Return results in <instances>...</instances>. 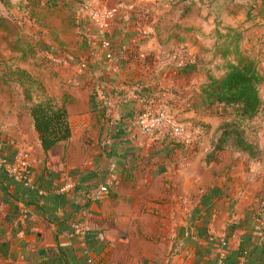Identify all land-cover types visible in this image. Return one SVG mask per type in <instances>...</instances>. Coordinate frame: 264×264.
I'll list each match as a JSON object with an SVG mask.
<instances>
[{"label": "crops", "instance_id": "1", "mask_svg": "<svg viewBox=\"0 0 264 264\" xmlns=\"http://www.w3.org/2000/svg\"><path fill=\"white\" fill-rule=\"evenodd\" d=\"M86 1L42 0L48 12L38 21L59 58L36 76L65 106L70 136L43 151L21 90L17 102L0 90V144L32 155L29 185L0 167V234L9 241L0 264H214L217 235L228 242L226 264H264V165L255 168L264 152L214 150L220 119L192 107L204 80L196 86V68H175L199 50L193 2L121 0L105 49ZM230 1L221 13L233 17ZM253 1L254 14L234 21L244 26L240 49L264 68V0ZM168 45L181 51L177 60L161 57ZM164 107L184 124L202 119L193 152L171 145L165 126L137 127L142 112Z\"/></svg>", "mask_w": 264, "mask_h": 264}, {"label": "trees", "instance_id": "2", "mask_svg": "<svg viewBox=\"0 0 264 264\" xmlns=\"http://www.w3.org/2000/svg\"><path fill=\"white\" fill-rule=\"evenodd\" d=\"M41 2L42 0H24L25 6L28 8L41 5ZM0 27L4 32L9 31L12 35L14 34L15 38L8 45L12 51H18L23 41L25 42L27 39L29 41L30 38L33 39L34 37V39H38V43L42 44L46 53L49 50L52 57L59 56L54 45L50 47L41 36L40 40L37 38L38 32H24L19 24L9 16L0 14ZM230 30H232L231 33ZM111 31L103 35L110 43L109 48L112 46V42L110 41ZM217 33L223 39L219 43H215L220 57L225 58L229 53H232L234 54V58L230 59L227 57L225 59V69L220 76L213 77L209 75L206 80L201 82L199 92L194 97L192 107L194 106L196 111L201 110L203 114L216 116L220 119L216 132L211 140L214 150L231 146L236 151L248 154L250 157H259L261 149L256 141L251 142L244 138L243 127L253 120L261 109L259 87L264 83V73L259 70L256 60L240 49L239 45L242 39L240 30L236 27H227L224 33L219 31ZM96 40L101 45L100 38H96ZM15 67L12 70L14 76L9 79L15 81L18 86L20 85L22 97L32 118L38 140L43 151H46L57 142L68 138L71 134L66 108L63 104L57 103L53 96L46 92L38 76L26 67L17 65ZM175 68L179 71L194 69L196 68V61L185 62L175 66ZM1 79L4 81L2 76ZM229 126L231 129L228 128ZM230 135H234L232 139H230ZM176 141L172 142L171 145L181 147L185 153H191L195 149V146L191 149L184 142ZM16 151L7 153L0 144V167L11 178L12 176L5 170L1 160L5 157L9 158ZM211 239L214 248L213 260L215 263L218 255L215 247V245L217 246V241L213 238ZM224 240L225 248L228 249V242L225 236ZM8 247V239L0 234V252L5 254ZM225 257L226 254L222 257V264H226Z\"/></svg>", "mask_w": 264, "mask_h": 264}, {"label": "rangeland", "instance_id": "3", "mask_svg": "<svg viewBox=\"0 0 264 264\" xmlns=\"http://www.w3.org/2000/svg\"><path fill=\"white\" fill-rule=\"evenodd\" d=\"M158 2H164L166 6H173L175 2L180 1L182 3V7L187 3L184 0H157ZM125 2V0H124ZM189 2H193L194 10H195V25H196V41L199 40V50L195 51L193 59L196 61V69H195V77H196V86L200 82L201 79H207V76L217 77L220 76L224 71L225 59L229 57L230 59L234 58V54L229 53L227 56L220 57L219 52L216 50L215 43H219L222 37H219L218 31L224 33L225 27L227 25H231L232 27L238 26L240 31L244 29L242 25V19L238 21H234L235 18H242L244 16L250 17V14H254L257 6L253 5V0H231L229 2L228 8H230V15L225 16L221 13L225 5L227 4V0H191ZM117 4L121 3V0L116 1ZM86 4L94 7L95 5H99L100 3H95L92 0L86 1ZM105 4V3H103ZM108 5V4H107ZM121 8V5L118 6ZM253 7V8H252ZM167 9L169 7H166ZM148 13L153 11V9L149 6L146 7ZM46 2L38 5L34 8H28L25 6L24 0H0V14L6 15L14 19L20 26V28L24 32H38L37 38L40 40L41 36V24L38 22L41 17L47 14ZM224 13V12H223ZM144 14V13H143ZM141 14L142 20H147L150 16ZM224 15V16H223ZM173 15L171 21H174ZM155 17V15H154ZM141 21V20H140ZM164 21V20H163ZM173 23V22H172ZM237 24V25H236ZM35 30V31H33ZM232 30H230L231 33ZM242 33V31H241ZM248 35V34H247ZM246 37V33L244 34ZM14 34L6 31L0 27V78L4 79V82L0 79V90L8 89L13 97V99L17 102L20 100V85L15 81H12L9 78H12L14 74L12 70L16 68L15 66L26 67L30 69V71L35 75L38 72L43 73L46 72V69L52 70L50 64L54 62L53 57L48 55L45 52V49L42 47V44L38 43V39L30 38L23 41L21 43V48L18 51H12L8 45L11 44V40H13ZM243 38V37H242ZM6 39V40H5ZM170 37L168 38V40ZM7 43V44H6ZM248 51V49H245ZM244 50V51H245ZM245 51V52H246ZM161 57L163 59L169 58L170 60L176 59L181 54L179 49L170 48L168 45L166 48L160 51ZM247 53V52H246ZM59 58V57H54ZM161 59V61L163 60ZM59 61L53 63V68L58 70L61 68L62 64L58 63ZM259 67V66H258ZM259 70L264 73V68L259 67ZM67 73V71H66ZM8 80H7V79ZM259 95L261 98V109L256 117L253 118L248 124L244 125L243 136L247 141L257 142L261 151L264 152V83L259 87ZM25 106V105H24ZM164 111L168 109L166 107L163 108ZM175 116V115H174ZM195 124L187 123L184 124L182 121L175 118L186 130H192V133L197 137L194 142L195 146L200 139V129L202 126V119L195 116ZM218 118H215L212 122H216ZM194 127V128H193ZM191 128V129H190ZM231 129V127H228ZM234 135H230V139L233 138ZM259 162L255 164V168L260 169L264 165V158L261 159L259 157ZM264 177V176H263ZM261 180L264 181V178ZM264 188V185H263ZM264 196V193L262 194Z\"/></svg>", "mask_w": 264, "mask_h": 264}, {"label": "built area", "instance_id": "4", "mask_svg": "<svg viewBox=\"0 0 264 264\" xmlns=\"http://www.w3.org/2000/svg\"><path fill=\"white\" fill-rule=\"evenodd\" d=\"M119 4L107 5L100 3L91 7L86 4L89 22L94 28L96 38H100L101 45L105 49H109V41L103 35L110 31L119 12ZM137 127L144 133H152L160 126H165L169 134L176 140L182 141L189 148L195 146L194 142L197 137L191 134L185 127H183L171 114L164 110L149 112L144 111L136 118ZM32 155L27 149H18L15 154L9 158H2L5 170L9 175L21 181L24 185H29V168L31 164ZM107 186L100 184L97 186V194L104 196L108 192ZM215 237V238H214ZM211 237L217 241L216 250L218 255L214 264H222V257L226 254L224 236Z\"/></svg>", "mask_w": 264, "mask_h": 264}]
</instances>
